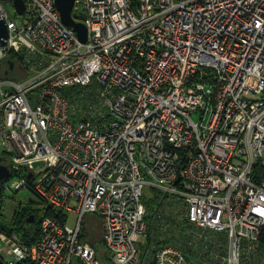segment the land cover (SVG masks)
Masks as SVG:
<instances>
[{"label": "built area", "instance_id": "obj_1", "mask_svg": "<svg viewBox=\"0 0 264 264\" xmlns=\"http://www.w3.org/2000/svg\"><path fill=\"white\" fill-rule=\"evenodd\" d=\"M14 1L0 0V158L15 171L3 188L77 222L44 216L32 243L0 234L3 261L104 264L89 215L111 264H149L137 244L150 227L153 264H201L165 242L183 218L189 245L224 232L225 264H264V0H76L86 41L55 0H25L24 14ZM20 52L26 75L9 76ZM146 187L164 196L153 214Z\"/></svg>", "mask_w": 264, "mask_h": 264}, {"label": "rangeland", "instance_id": "obj_2", "mask_svg": "<svg viewBox=\"0 0 264 264\" xmlns=\"http://www.w3.org/2000/svg\"><path fill=\"white\" fill-rule=\"evenodd\" d=\"M9 5H11V3H9ZM10 58H11L12 62L14 63V66H16V68L19 70V72H16V73L12 72L11 74H9V76L16 77V78L24 77L26 75L25 65H26V67H28L27 63H26V59H25L26 55L23 52L16 53V54L12 53L10 55ZM192 117L197 121L200 120V115L197 113L193 114ZM2 193H4V194L2 195ZM2 193H1V199H2L1 203L4 206V212H5L4 223L6 225H10V223L13 220L14 214L18 210H21L24 208V211H26V208H30L37 213V217L35 218L34 214H31V212H30L29 215H30V217L33 218V220L32 221L28 220V222L34 223V222H36V220H39V226H40V220L43 218V216L46 215L45 211H46L48 205L44 201L40 200L37 197V195L31 189L24 187V188L19 189V190H17V189H14V190L5 189L4 190V188H3ZM160 200H161V196L157 190H155L151 187H146L145 192H144V201L145 202L147 201L148 203H150V204H148L147 207L152 209V206H153V208H155ZM175 208H177L178 213L181 211V209H182V213L184 211L183 205L181 203L179 205L175 206ZM28 219H30L29 216H28ZM66 220H67V218L65 219L64 222H66ZM76 222H77V216L74 214L69 215L67 223L70 226H75ZM101 224L102 223H101V220L99 218L87 215V217L84 220V225H86L90 231L86 232L85 238L91 240L93 243L96 244L98 251H99V255H100L101 259L103 260V263L104 264H111V258L108 255H105L106 249H105V244L103 242L102 235H101L102 234V225ZM184 228L187 230L186 234H187L188 239H190L191 238L190 230L192 228H196V227L191 225V223H188L185 225ZM197 231H198V234H200L202 236H207L210 241L214 242V240H212V239H215L216 237L210 233L211 231H206L203 229H197ZM18 232H19V234L18 233H15V234L18 236L19 235L21 236L22 230L19 229ZM0 234H2V233H0ZM13 234L14 233L8 234V235H9V237H11ZM152 235H154V230H153ZM222 235H225L224 236L225 239L223 240V247L220 246V248H224V251L226 252L227 250L225 249V244L227 242V235H226V233H222ZM148 236L149 235L143 236L137 244L138 248L140 249L142 257H144L146 254V245H147L146 240H147ZM201 237H198L196 242L193 245H190V246H193L191 253L187 252L190 254V257L192 259H194V261H196V262L202 261L205 263L208 262L209 264H225L222 260V256L220 255V253L217 250H215L214 248L212 249L211 245H209V249H206V248L203 249V255H199L196 252V250L200 247V244L203 242ZM245 247L246 246H245V242H244L243 243V251L245 250L244 249ZM196 253L198 255H196ZM147 255H148V257L150 256L149 253ZM261 255H262L261 256V258H262L264 256V252ZM256 259L254 258L253 260H249L248 264L258 263V261L255 262ZM73 264H82V262H81V260L75 258L73 260ZM151 264H153V263H151Z\"/></svg>", "mask_w": 264, "mask_h": 264}, {"label": "trees", "instance_id": "obj_3", "mask_svg": "<svg viewBox=\"0 0 264 264\" xmlns=\"http://www.w3.org/2000/svg\"><path fill=\"white\" fill-rule=\"evenodd\" d=\"M134 1H135L134 4H136V2L138 0H134ZM73 16L78 21H82V22L84 21V16L80 12H78L77 10L74 11ZM10 55L8 56L7 60L12 62ZM4 161L5 160L1 157L0 163H4ZM14 173H15V171L12 169L11 175L13 176ZM4 183H5V181L3 182V184ZM3 194L4 193H2V195ZM160 196H161V200L158 202V204L155 208H153V206H152V209L147 207L148 214H153L154 211L158 210V206L161 205L163 198H164V196L162 194H160ZM175 199L180 201V199L177 197H175ZM1 202H2V199L0 196V233L7 234V235L12 234V233H18L19 234L18 230L20 229V230H22V235L21 236L19 235V236L21 237L22 240H24L27 243L34 242L36 240L37 236L39 235V232H40L39 220H36V222H34V223L28 222V216H29V213L31 212V214H34V216L36 218L37 213L30 208H26V211H24V208H23L21 210H18L14 214L13 220L10 223V225H6L4 223V215H5L4 206L2 205ZM145 203L147 206H148V204H150L147 201ZM171 204H173V201L171 202ZM175 206H177V205H175ZM176 209L177 208L174 207V210H176ZM45 214H46L45 216L49 215V216L57 217V218L61 219L63 222L66 219L65 213H63L60 210L53 208L52 206L47 207ZM188 223H190V221L188 219L183 218V221L181 222V224H182L181 228H179V229L175 228L176 230H173V232H171V234H169L165 237V242L169 243L172 240L174 242H176V240L179 239V243H181V247L185 248L186 252L191 253L193 246H190L191 244L189 245L190 240L188 239L187 234H186L187 230L184 228L185 225ZM177 225L178 224H176V226ZM191 225H193V224H191ZM210 233L216 237L215 239H212V240H216L218 238L220 241H223L225 239V237H224L225 235H222V233H224V232L211 231ZM152 234H153V228L150 227L149 232H148L149 236L147 237V240H146V242H147L146 249L152 247L153 245H156L161 240L159 235L155 234V232H154V235H152ZM260 240H261V244H262L263 250H264V233L261 235ZM202 241L203 242L200 244V247L196 250V252L199 255H203V249H205V248L209 249V245L212 246V249L214 248L215 250H217L220 253V255L225 253L224 248H220V246L212 244L211 243L212 241L203 240V239H202ZM197 253H196V255H198ZM187 254L189 257L190 254L189 253H187ZM144 257L147 259L149 264L152 263V259L148 257L147 252H146ZM24 264H34V263L31 262L30 260H27Z\"/></svg>", "mask_w": 264, "mask_h": 264}, {"label": "water", "instance_id": "obj_4", "mask_svg": "<svg viewBox=\"0 0 264 264\" xmlns=\"http://www.w3.org/2000/svg\"><path fill=\"white\" fill-rule=\"evenodd\" d=\"M56 7L60 13L61 20L65 25L72 27L77 32L82 41H86L88 37V28L82 21L74 18L73 13L75 10L76 0H55ZM15 7L20 14L26 11L25 0H15ZM9 37V30L4 20L0 19V45L5 46ZM12 173V169L5 163H0V196L3 189V182L7 180ZM28 220L32 221L33 218L29 215ZM0 264H6L0 257Z\"/></svg>", "mask_w": 264, "mask_h": 264}, {"label": "crops", "instance_id": "obj_5", "mask_svg": "<svg viewBox=\"0 0 264 264\" xmlns=\"http://www.w3.org/2000/svg\"><path fill=\"white\" fill-rule=\"evenodd\" d=\"M217 240L220 241L219 239H217ZM221 242H223V241H221ZM226 244H227V242H226ZM225 253H226V252H225ZM225 253H224V254H225ZM105 255H107V252H106V251H105ZM222 255H223V254H222ZM222 255H221V256H222ZM197 262H199V263H201V264H209L208 262H206V263H205V262H202V261H197Z\"/></svg>", "mask_w": 264, "mask_h": 264}, {"label": "flooded vegetation", "instance_id": "obj_6", "mask_svg": "<svg viewBox=\"0 0 264 264\" xmlns=\"http://www.w3.org/2000/svg\"><path fill=\"white\" fill-rule=\"evenodd\" d=\"M7 61H9V60H7ZM12 61V60H11ZM11 64H13L14 65V63L12 62ZM14 68H16V66H13Z\"/></svg>", "mask_w": 264, "mask_h": 264}, {"label": "bare ground", "instance_id": "obj_7", "mask_svg": "<svg viewBox=\"0 0 264 264\" xmlns=\"http://www.w3.org/2000/svg\"><path fill=\"white\" fill-rule=\"evenodd\" d=\"M21 239V238H20ZM22 240V239H21ZM22 241H24V240H22Z\"/></svg>", "mask_w": 264, "mask_h": 264}, {"label": "clouds", "instance_id": "obj_8", "mask_svg": "<svg viewBox=\"0 0 264 264\" xmlns=\"http://www.w3.org/2000/svg\"><path fill=\"white\" fill-rule=\"evenodd\" d=\"M10 63H12V62H10ZM11 65H13V64H11Z\"/></svg>", "mask_w": 264, "mask_h": 264}]
</instances>
